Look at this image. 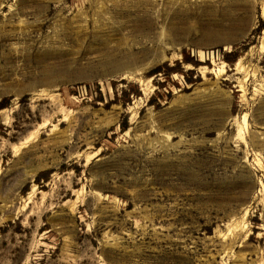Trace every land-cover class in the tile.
Returning a JSON list of instances; mask_svg holds the SVG:
<instances>
[{
    "label": "rangeland",
    "instance_id": "obj_1",
    "mask_svg": "<svg viewBox=\"0 0 264 264\" xmlns=\"http://www.w3.org/2000/svg\"><path fill=\"white\" fill-rule=\"evenodd\" d=\"M0 264H264V0H0Z\"/></svg>",
    "mask_w": 264,
    "mask_h": 264
},
{
    "label": "trees",
    "instance_id": "obj_2",
    "mask_svg": "<svg viewBox=\"0 0 264 264\" xmlns=\"http://www.w3.org/2000/svg\"><path fill=\"white\" fill-rule=\"evenodd\" d=\"M0 108H3V103L0 104Z\"/></svg>",
    "mask_w": 264,
    "mask_h": 264
}]
</instances>
